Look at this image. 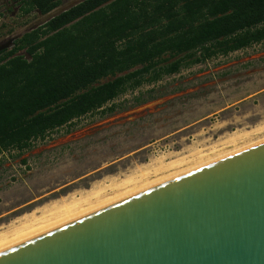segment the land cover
Segmentation results:
<instances>
[{"label": "trees", "instance_id": "trees-1", "mask_svg": "<svg viewBox=\"0 0 264 264\" xmlns=\"http://www.w3.org/2000/svg\"><path fill=\"white\" fill-rule=\"evenodd\" d=\"M35 4L47 13L60 0ZM263 41L264 0H82L0 54V156L88 114H112L116 98L144 84Z\"/></svg>", "mask_w": 264, "mask_h": 264}, {"label": "rangeland", "instance_id": "rangeland-1", "mask_svg": "<svg viewBox=\"0 0 264 264\" xmlns=\"http://www.w3.org/2000/svg\"><path fill=\"white\" fill-rule=\"evenodd\" d=\"M77 1L64 0L47 16L37 12L24 19L14 16L9 25L21 21L13 33L27 30ZM151 89L156 98L149 101L168 98L136 119L115 120L138 106L136 96L148 97ZM250 89H258L264 96V41L128 91L112 102L118 105L114 113L103 116L96 111L71 126L63 125L44 140H35L21 154L6 151L0 156V236L19 237L18 227L21 230L40 218L45 222L33 226L34 231L56 223L54 212L68 204L84 205L90 194L100 203L260 140L264 137V109L250 115L257 114L252 124L258 123V127L238 128L232 118L244 112L238 104L225 108ZM95 125L100 127L97 133L65 140ZM261 126L260 132L255 131ZM129 178L131 183L124 185Z\"/></svg>", "mask_w": 264, "mask_h": 264}, {"label": "water", "instance_id": "water-1", "mask_svg": "<svg viewBox=\"0 0 264 264\" xmlns=\"http://www.w3.org/2000/svg\"><path fill=\"white\" fill-rule=\"evenodd\" d=\"M167 98L111 121L136 119ZM0 264H264V140L6 242Z\"/></svg>", "mask_w": 264, "mask_h": 264}, {"label": "bare ground", "instance_id": "bare-ground-1", "mask_svg": "<svg viewBox=\"0 0 264 264\" xmlns=\"http://www.w3.org/2000/svg\"><path fill=\"white\" fill-rule=\"evenodd\" d=\"M258 127V126H257ZM256 127V129H255V131H259L260 132V130H261V128L263 127V126H261L260 128H257ZM263 129V128H262ZM262 140H264V137L263 138H261L260 140H257V141H255V142H250L249 144H247V145H244V146H240V147H238V148H236V149H234V150H232V151H228L227 153H225V154H221V155H219V156H217V157H214V158H210V159H208V160H206V161H204V162H199L198 164H196V165H194V166H192L191 168H187V169H185V170H182V171H178V172H176V173H172V175H167V177H163V178H160L158 181H154V182H150V183H147V184H145V185H143V186H140V187H136V188H134L133 187V189H131L130 188V186H129V190H127L125 193H123V194H121V195H119L118 197H115V198H111V199H109V200H105V201H102V202H100L99 203V200L97 199L95 202H94V199H96L95 197H97L96 195H94V196H92L93 194H90V196L88 195V197H86V199L85 200H83L85 203H84V205H81V204H77V203H73L72 205H66V206H64L62 209H58V211H56V212H54L53 214L55 215V220H54V222H59V221H61V220H64V219H66V218H69V217H72V216H74V215H77V214H79V213H82V212H84V211H86V210H89V209H91V208H95V207H98V206H100V205H103V204H106V203H108V202H110L111 200H114V199H117V198H121V197H124V196H127V195H129V194H132V193H135V191L136 190H139V189H141V188H143V187H145V186H148V185H151V186H153V185H156V184H158V183H160V182H163V181H165V180H167V179H169V178H172V177H175V176H177V175H180V174H182V173H185V172H187V171H189V170H192V169H194V168H196V167H198V166H201V165H203V164H206V163H208V162H210V161H213V160H215V159H217V158H220V157H223V156H225V155H228V154H231V153H233V152H236V151H238V150H240V149H243V148H245V147H247V146H250V145H252V144H255V143H257V142H259V141H262ZM133 179H128V180H126V182H125V184L124 185H128V184H130L131 183V181H132ZM155 183V184H154ZM150 187V186H149ZM146 188H148V187H146ZM145 189V188H144ZM142 190V189H141ZM140 191V190H139ZM83 210V211H82ZM28 221V220H27ZM29 222H31V221H29ZM42 222H45V218L43 219H36L35 220V222L33 223V224H29V225H25V226H23L22 228H21V230H19V227H18V231L16 232V234L17 233H20L21 235L19 236V237H21V236H24V235H26V234H28V233H31V232H33L34 230V228L35 227H33V226H35L36 224L37 225H40ZM24 224V223H23ZM36 225V226H37ZM33 227V228H32ZM44 227H46V226H44ZM15 228V227H14ZM37 228V227H36ZM27 229H29V230H27ZM39 229H41V228H39ZM33 230V231H32ZM35 231H36V229H35ZM6 233V232H5ZM3 234V233H2ZM15 234V236H18V235H16ZM8 235H1L0 236V245H2V244H4V243H6V242H9V241H11V240H14V239H16V238H19V237H13L14 235H11L10 234V236H8V238H6ZM7 239V240H6ZM6 240V241H5Z\"/></svg>", "mask_w": 264, "mask_h": 264}, {"label": "flooded vegetation", "instance_id": "flooded-vegetation-1", "mask_svg": "<svg viewBox=\"0 0 264 264\" xmlns=\"http://www.w3.org/2000/svg\"><path fill=\"white\" fill-rule=\"evenodd\" d=\"M63 1L64 0H60V4L56 8H58L60 5H62ZM55 9H52L51 11H49L47 13H43L40 10V8L35 4V0H0V45L5 44L11 38H14L10 47L1 49L0 54H4V52H6L7 50L12 49L15 45V42L24 33L32 31L35 28H39L50 20L48 18L47 20H45L43 22H39V23L36 22L37 24L34 23L33 24L34 26H31L27 30H23V31L18 32V33H13L16 30L15 28H17L19 23H21V21L20 22L17 21L18 24L10 26L9 23L13 22L14 16L16 18H19V19L29 18L33 12H37L39 15L47 16L50 13H52V11H54ZM7 18H9L10 21H8ZM28 23H30V22H28ZM28 23H25L24 25H27Z\"/></svg>", "mask_w": 264, "mask_h": 264}, {"label": "crops", "instance_id": "crops-1", "mask_svg": "<svg viewBox=\"0 0 264 264\" xmlns=\"http://www.w3.org/2000/svg\"><path fill=\"white\" fill-rule=\"evenodd\" d=\"M247 85V84H246ZM251 100H254L251 102ZM234 104H238L240 107V111H243L244 113H240L239 115L232 118V120L237 121V126L240 128V126H245L246 128L248 126L255 127L258 125L252 124L254 120H252L255 116H250L251 114L255 112L261 113L264 109V96L261 94L258 89H250V92L248 94L243 95L238 100L231 103V105L225 106V108L232 107ZM263 116V115H262ZM264 117V116H263ZM262 121V120H260Z\"/></svg>", "mask_w": 264, "mask_h": 264}, {"label": "built area", "instance_id": "built-area-1", "mask_svg": "<svg viewBox=\"0 0 264 264\" xmlns=\"http://www.w3.org/2000/svg\"><path fill=\"white\" fill-rule=\"evenodd\" d=\"M48 135H49V134H48ZM33 142H35V140H34Z\"/></svg>", "mask_w": 264, "mask_h": 264}]
</instances>
